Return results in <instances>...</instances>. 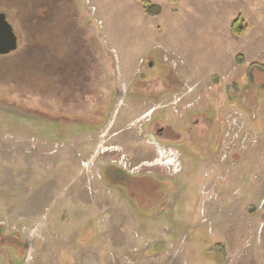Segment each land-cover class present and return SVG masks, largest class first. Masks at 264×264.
<instances>
[{
    "label": "rangeland",
    "instance_id": "1",
    "mask_svg": "<svg viewBox=\"0 0 264 264\" xmlns=\"http://www.w3.org/2000/svg\"><path fill=\"white\" fill-rule=\"evenodd\" d=\"M152 1L0 0V264H264V0Z\"/></svg>",
    "mask_w": 264,
    "mask_h": 264
},
{
    "label": "flooded vegetation",
    "instance_id": "2",
    "mask_svg": "<svg viewBox=\"0 0 264 264\" xmlns=\"http://www.w3.org/2000/svg\"><path fill=\"white\" fill-rule=\"evenodd\" d=\"M169 104L171 105V104H173V102L171 101V102H169ZM155 107H157V108H154L151 113H154L158 109H162L163 112L168 110V109H166L167 106L165 104H164V106H155ZM146 117H147V115L144 118H146ZM148 121H153V120H152V118H150V119H148ZM167 129H168V126H166L163 123L161 126L157 127L156 130H154L152 132L150 131L148 133V138H149L150 142L158 144L160 146H165V147L176 146V144H178V141L180 140V134L178 132L179 130L176 133L171 131V135H169L167 132ZM116 169L117 168H114L113 166H111V167L108 166L106 169V172L113 174V171H115V172H117V173H115L116 174L115 179L116 180H120V179L123 180L126 177L125 171H122V169L121 170L119 169V172H118Z\"/></svg>",
    "mask_w": 264,
    "mask_h": 264
},
{
    "label": "water",
    "instance_id": "3",
    "mask_svg": "<svg viewBox=\"0 0 264 264\" xmlns=\"http://www.w3.org/2000/svg\"><path fill=\"white\" fill-rule=\"evenodd\" d=\"M18 48V37L5 13L0 12V54L7 55Z\"/></svg>",
    "mask_w": 264,
    "mask_h": 264
},
{
    "label": "trees",
    "instance_id": "4",
    "mask_svg": "<svg viewBox=\"0 0 264 264\" xmlns=\"http://www.w3.org/2000/svg\"><path fill=\"white\" fill-rule=\"evenodd\" d=\"M144 4L145 13L149 16H157L162 12V7L158 4H155L152 0H142ZM247 29L246 25L241 24L240 17L237 18L232 24V31L235 35L240 36ZM116 180L115 177L112 178Z\"/></svg>",
    "mask_w": 264,
    "mask_h": 264
}]
</instances>
